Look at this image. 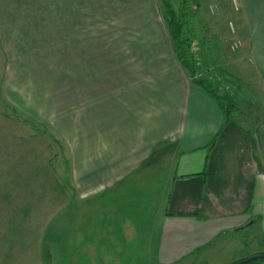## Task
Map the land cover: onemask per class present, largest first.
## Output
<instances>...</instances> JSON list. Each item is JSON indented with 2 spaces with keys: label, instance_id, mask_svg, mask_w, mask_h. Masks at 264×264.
Segmentation results:
<instances>
[{
  "label": "crops",
  "instance_id": "0c3cea01",
  "mask_svg": "<svg viewBox=\"0 0 264 264\" xmlns=\"http://www.w3.org/2000/svg\"><path fill=\"white\" fill-rule=\"evenodd\" d=\"M14 1L0 0V59L30 81L86 207L71 263L124 264L126 249L135 264L263 254L264 0H240L260 100L240 96L232 120L143 0Z\"/></svg>",
  "mask_w": 264,
  "mask_h": 264
},
{
  "label": "rangeland",
  "instance_id": "374dc122",
  "mask_svg": "<svg viewBox=\"0 0 264 264\" xmlns=\"http://www.w3.org/2000/svg\"><path fill=\"white\" fill-rule=\"evenodd\" d=\"M18 2L23 0L14 1ZM143 4H150L160 21L167 23L162 0H143ZM172 5L178 10L181 0H172ZM237 5L231 0H196L186 30L193 38L191 51L199 62L200 77H211L212 68H224L226 74L217 79L218 91L235 94L239 109L245 111L240 96L258 102L260 95L255 74L245 61L250 29L240 0ZM235 40L237 48L232 47ZM5 60L0 59V264H72L76 249L72 220L85 218L86 207L80 205L71 180L67 148L38 120L30 81L7 70ZM154 202L152 198L149 203ZM126 253L130 250H125L124 264L139 260Z\"/></svg>",
  "mask_w": 264,
  "mask_h": 264
},
{
  "label": "trees",
  "instance_id": "16d2710c",
  "mask_svg": "<svg viewBox=\"0 0 264 264\" xmlns=\"http://www.w3.org/2000/svg\"><path fill=\"white\" fill-rule=\"evenodd\" d=\"M164 4V16L168 24L172 42L177 55L180 57L182 64L186 67L193 78V83L216 99L218 104L224 110L228 120H232L236 112L240 109L235 94L219 93L218 77L224 76L226 71L222 67L212 68L211 77H200V66L194 53L191 51L193 38L188 35L186 27L190 23V7L196 0H181V7L176 10L172 5V0H162ZM264 259L255 260L248 264H259ZM237 261L228 264H236Z\"/></svg>",
  "mask_w": 264,
  "mask_h": 264
},
{
  "label": "water",
  "instance_id": "95a60500",
  "mask_svg": "<svg viewBox=\"0 0 264 264\" xmlns=\"http://www.w3.org/2000/svg\"><path fill=\"white\" fill-rule=\"evenodd\" d=\"M260 259H264V253L263 254L258 253V254L250 255L244 259L237 261L236 264H248L252 261L260 260Z\"/></svg>",
  "mask_w": 264,
  "mask_h": 264
},
{
  "label": "built area",
  "instance_id": "2783aa9c",
  "mask_svg": "<svg viewBox=\"0 0 264 264\" xmlns=\"http://www.w3.org/2000/svg\"><path fill=\"white\" fill-rule=\"evenodd\" d=\"M232 2H233V4L237 7L238 5H237V0H231ZM230 24H231V26H232V28H233V30H234V25H233V23L232 22H230ZM239 46V41H234L233 42V44H232V47L233 48H237Z\"/></svg>",
  "mask_w": 264,
  "mask_h": 264
}]
</instances>
